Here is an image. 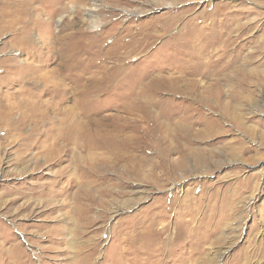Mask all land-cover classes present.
Masks as SVG:
<instances>
[{"label":"rangeland","instance_id":"obj_1","mask_svg":"<svg viewBox=\"0 0 264 264\" xmlns=\"http://www.w3.org/2000/svg\"><path fill=\"white\" fill-rule=\"evenodd\" d=\"M11 58L0 264H264V0H0Z\"/></svg>","mask_w":264,"mask_h":264},{"label":"bare ground","instance_id":"obj_2","mask_svg":"<svg viewBox=\"0 0 264 264\" xmlns=\"http://www.w3.org/2000/svg\"><path fill=\"white\" fill-rule=\"evenodd\" d=\"M88 11H89V15L91 16V17H95L96 15L94 14V10H92V9H88ZM18 13H16V15H19V17H17L19 20L21 19V12L19 13V11H17ZM14 14V13H13ZM95 15V16H94ZM25 18V17H24ZM92 19V18H91ZM39 21V19L38 18H36V20L35 21ZM91 21V20H90ZM93 22H97L98 20H96V17L94 18V20H92ZM16 22V21H15ZM22 22V21H21ZM27 22V21H26ZM34 22V21H33ZM33 22H27V23H25L24 24V26L22 27V29H20V28H17V30H18V32L15 34V31L16 30H14V40L16 41L17 39L15 38V36L16 35H21V39L23 38V40H24V42H26V43H28L29 42V40L27 39V37H24L23 36V34H25L27 31L26 30H29V28L31 27V24L33 23ZM99 25H97V24H95V25H93L92 27H98ZM15 29V28H14ZM20 29V30H19ZM19 39V38H18ZM227 40L228 39H226V41L225 42H227ZM21 41V40H20ZM28 41V42H27ZM23 42V43H24ZM16 44H21L20 42H18V43H16ZM23 46V45H22ZM37 50V49H36ZM35 50V51H36ZM34 51V53L36 54V52H38V51H36L35 52ZM33 52V51H32ZM33 53V54H34ZM34 54V55H35ZM29 56V55H28ZM16 59H14V58H11V59H9V61H10V63L12 64V66H8L7 64H6V62H3L1 65H2V69L0 70V102H4V105H3V103H0V114L1 113H3L4 114V117L2 116V115H0V123L3 125V123H5V121H6V119L7 118H5V116L6 117H8V114L10 115V113H12L13 112V110H14V108H15V104H13V103H8L7 102V100H9L10 98V96H12V95H15V96H18L19 97V94H21L22 92H23V89H22V86L20 85V83L18 84V82H19V78H18V76L20 75V70H22V69H24V67L23 66H21L20 67V65H17V63L16 62H14ZM21 68V69H20ZM29 72V71H28ZM39 72V71H38ZM41 73V72H40ZM45 73V72H44ZM47 74V73H46ZM37 76L39 77V75H37V74H30L29 75V79L31 80V79H33L34 78V81H32L33 82V84L36 86V85H38V79H36L37 78ZM30 82V81H29ZM48 82V81H47ZM18 84V88L15 90V91H13L12 89H14L15 88V86ZM56 84V83H55ZM34 86V87H35ZM48 86V85H47ZM44 87L42 90H38V91H36V90H34L33 91V97H36L37 99L39 98V101H41V99H45V98H47V97H54V95H55V93H54V91H55V87H56V85H54V82H53V84H51L50 86H49V88L48 87ZM30 97V96H29ZM12 98V97H11ZM49 98V99H50ZM16 99V98H15ZM27 99H28V97H27ZM34 99V98H33ZM17 105V104H16ZM23 105V104H22ZM39 105V104H38ZM43 106L44 107H46L47 105H46V103L44 102V104H43ZM35 107V106H34ZM48 107V106H47ZM27 109H28V107H27ZM44 122V121H43ZM47 122V121H46ZM40 124V123H39ZM42 125V124H41ZM51 126V125H50ZM45 130V129H44ZM34 132V131H33ZM38 132H40V131H38ZM37 135H38V133H36ZM4 137V136H3ZM3 152V151H2ZM18 154V153H17ZM23 155V154H22ZM35 158V157H34ZM37 158V157H36ZM36 165V164H35ZM34 165V166H35ZM32 168V167H31ZM28 168H26V170H27ZM35 169V168H34ZM20 172H23V171H25V167L24 168H22V169H20L19 170ZM31 171V170H30ZM13 172V171H12ZM62 179H63V181L65 180V182H69L70 184H71V182H75V185H77V187H79L78 189L79 190H81V189H83L84 188V185H83V182H84V179H83V177H62ZM59 180H61V179H59ZM58 180V181H59ZM55 181V180H54ZM62 181V180H61ZM49 183V182H48ZM47 183V184H48ZM54 184V183H53ZM45 185V184H44ZM72 186V185H71ZM43 187V186H42ZM48 191V190H47ZM58 196V195H57ZM31 212V211H30Z\"/></svg>","mask_w":264,"mask_h":264}]
</instances>
